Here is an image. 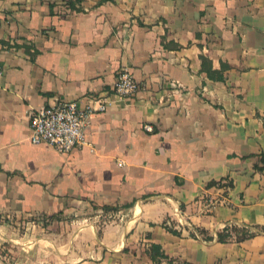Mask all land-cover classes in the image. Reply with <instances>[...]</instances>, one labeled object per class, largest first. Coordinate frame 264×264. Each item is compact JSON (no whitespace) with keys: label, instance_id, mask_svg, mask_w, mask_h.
Listing matches in <instances>:
<instances>
[{"label":"crops","instance_id":"crops-1","mask_svg":"<svg viewBox=\"0 0 264 264\" xmlns=\"http://www.w3.org/2000/svg\"><path fill=\"white\" fill-rule=\"evenodd\" d=\"M0 60V264H264V0H0ZM98 99L89 145L29 140Z\"/></svg>","mask_w":264,"mask_h":264},{"label":"built area","instance_id":"built-area-1","mask_svg":"<svg viewBox=\"0 0 264 264\" xmlns=\"http://www.w3.org/2000/svg\"><path fill=\"white\" fill-rule=\"evenodd\" d=\"M3 74L4 68L0 60V81ZM170 84L175 86L178 83L170 82ZM140 88L139 82L129 70L121 68L117 72L112 93L117 98L126 99L137 94ZM107 104L100 99L91 100L85 107L80 108L73 101L58 100L42 106L31 114L29 140L34 144L46 143L59 153L89 145L85 138V129L89 124L90 116L95 112L105 111ZM143 128L151 131L149 124H144ZM0 255L2 260L10 259L7 253H0Z\"/></svg>","mask_w":264,"mask_h":264},{"label":"trees","instance_id":"trees-1","mask_svg":"<svg viewBox=\"0 0 264 264\" xmlns=\"http://www.w3.org/2000/svg\"><path fill=\"white\" fill-rule=\"evenodd\" d=\"M77 1H81V0H77ZM201 59V68L207 71V74L209 76H213V71L211 70V67L208 63L207 58H205L203 55L200 56ZM221 78V76L219 77ZM109 210V208H105ZM111 209V208H110ZM169 231H171L172 233L175 234H179V232H177L176 230H173L171 228H167ZM203 233V232H201ZM234 235L236 240H242L245 239L247 237L252 236V233H250L248 230L246 229H241V228H237V227H230V226H225L223 228V230L221 232L217 233V239L220 242H223L225 240H227L228 238H231ZM206 239H209L208 237L205 236ZM149 253H150V257L152 259V261L155 264H160V261L163 259L167 260V264H172L173 260L171 258H168L167 255H165L162 251H161V247L158 244H151L150 249H149Z\"/></svg>","mask_w":264,"mask_h":264},{"label":"rangeland","instance_id":"rangeland-1","mask_svg":"<svg viewBox=\"0 0 264 264\" xmlns=\"http://www.w3.org/2000/svg\"><path fill=\"white\" fill-rule=\"evenodd\" d=\"M48 222H44V224L46 225ZM23 224L24 223H19L18 227H19V230H18V233H23L25 228L23 227ZM43 224V225H44ZM25 226V225H24ZM11 249L10 245L8 244V242H3V243H0V253H7L9 256H12V253L8 250V249ZM8 260V259H7ZM10 263H11V260L9 259L8 260ZM8 261L6 260H3V262H6L8 263Z\"/></svg>","mask_w":264,"mask_h":264}]
</instances>
